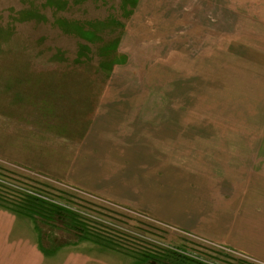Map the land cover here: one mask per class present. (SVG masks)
<instances>
[{
	"label": "rangeland",
	"instance_id": "rangeland-1",
	"mask_svg": "<svg viewBox=\"0 0 264 264\" xmlns=\"http://www.w3.org/2000/svg\"><path fill=\"white\" fill-rule=\"evenodd\" d=\"M21 67L78 90L73 95L88 105L84 133L107 107L123 111L121 124L164 132L175 144L168 165L182 166V176L206 171L214 160L264 165V0H0V75L27 81ZM30 119L42 118H0V125L31 132L19 139L43 148L32 125L20 123ZM55 127L46 141L60 147L69 134L60 133L63 122ZM63 159L44 166L52 175L37 163L0 157V183L72 212L136 259L175 254L196 264H262L73 186ZM53 233L63 246L77 240Z\"/></svg>",
	"mask_w": 264,
	"mask_h": 264
},
{
	"label": "crops",
	"instance_id": "crops-1",
	"mask_svg": "<svg viewBox=\"0 0 264 264\" xmlns=\"http://www.w3.org/2000/svg\"><path fill=\"white\" fill-rule=\"evenodd\" d=\"M20 72L29 76L24 67ZM5 77L0 75V118H42L37 123L32 119L20 123L32 125L38 133L33 137L44 147L33 148L29 140L19 139L18 135L31 132L2 124L1 158L16 164L37 163L54 175L45 167L58 165L56 159L62 154L65 178L73 186L140 209L185 234L215 241L264 264V165L254 163L246 169L238 160H214L205 164L206 171L182 176V166L176 170L178 166L168 165V150L175 144L171 146L164 132L121 124L123 111L107 107L110 110L104 115L93 116L84 133L88 105L83 96L73 95L78 90L66 84L68 80ZM62 122L65 132L60 133L69 134L66 142L60 147L55 141L48 145L46 137L50 132L55 135V126ZM37 155L47 157L48 163L33 160ZM146 260L83 241L45 252L36 225L0 207V264H150ZM161 264L196 263L175 256Z\"/></svg>",
	"mask_w": 264,
	"mask_h": 264
},
{
	"label": "trees",
	"instance_id": "trees-1",
	"mask_svg": "<svg viewBox=\"0 0 264 264\" xmlns=\"http://www.w3.org/2000/svg\"><path fill=\"white\" fill-rule=\"evenodd\" d=\"M3 183H0V207H4L17 214L30 219L40 231V242L42 250L45 252H53L58 250L63 245L57 242L56 233L60 231L64 234H69L72 238L75 235L77 240L70 245H76L79 242H88L97 246L109 248L115 252L121 253L128 257L129 253L122 243L116 241L113 236L110 239L103 237L92 231V229L86 225L77 215L72 212L62 209L57 205H53L49 200L39 197L36 194L27 193L22 191L16 193L12 188H7ZM48 229V230H44ZM74 234L73 236L71 234ZM173 256V255H172ZM178 259H186L180 255H175ZM144 259V258H143ZM150 264L166 263V258H160L156 256L147 257ZM195 263L194 261H192Z\"/></svg>",
	"mask_w": 264,
	"mask_h": 264
},
{
	"label": "built area",
	"instance_id": "built-area-1",
	"mask_svg": "<svg viewBox=\"0 0 264 264\" xmlns=\"http://www.w3.org/2000/svg\"><path fill=\"white\" fill-rule=\"evenodd\" d=\"M223 247V246H222ZM226 249H227V247H226ZM228 250V249H227ZM261 263V262H260Z\"/></svg>",
	"mask_w": 264,
	"mask_h": 264
}]
</instances>
